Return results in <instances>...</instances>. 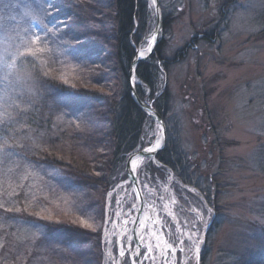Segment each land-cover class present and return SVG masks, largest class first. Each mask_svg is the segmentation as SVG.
<instances>
[{"label":"rangeland","instance_id":"obj_1","mask_svg":"<svg viewBox=\"0 0 264 264\" xmlns=\"http://www.w3.org/2000/svg\"><path fill=\"white\" fill-rule=\"evenodd\" d=\"M148 1L150 28L143 40L134 44L136 50H146L145 41L151 40L157 24L152 0ZM160 6L163 30L155 49L161 43V56L170 62L163 72L169 100L160 113L167 141L172 140L182 166L174 173L157 157L152 158L154 163L144 158L137 165L140 189L148 200L145 209L149 212L148 207H153L165 238L177 249L175 254L155 251L159 259L154 264H244L263 258L264 0H160ZM47 7L44 9L41 0H0V54L5 48L24 53L18 56L8 83L0 66V124L11 123L9 131L15 129L11 133L15 142L26 144L28 152L41 158L49 147V138L42 133L33 135L32 129L22 135L18 132L22 128L16 110L26 105L24 97L28 99L26 108L35 106L37 100L43 102L40 92L45 91L48 79L69 85L78 82L118 96L124 85L123 78L118 82L94 81L92 73L97 66L86 64L79 55L62 32L66 25L56 26L57 20L49 26L47 15L56 14V10ZM74 119L84 124L89 116L84 113ZM158 125L148 115L145 144L133 152L149 146L146 140L160 136ZM6 144L10 149L8 136L0 140V204L54 224L79 223L90 231L99 228L102 264H117L116 236L121 228L125 230L124 219L129 222L131 214L139 212L135 206L139 202L137 190L126 166L133 152L124 155L113 170L103 193L104 214L99 222L83 211L87 188L82 187L81 180L71 176L73 189L60 190L57 166L24 158L20 151L8 150ZM92 172L98 175L102 170ZM20 195L22 204L18 203ZM117 201L121 203L117 205ZM30 221L13 222L9 236L15 253H2L0 264H60L57 254L50 252L62 250L58 232ZM193 222L200 229L196 233L198 252L189 251L192 245L187 236L193 233ZM9 223L11 219L7 220L5 214L0 227L9 228ZM111 225L108 240L107 228ZM149 230L148 226L146 234L150 237ZM47 232L57 237V243L48 238ZM127 237H123L125 242ZM126 262L132 264L129 257Z\"/></svg>","mask_w":264,"mask_h":264},{"label":"trees","instance_id":"obj_2","mask_svg":"<svg viewBox=\"0 0 264 264\" xmlns=\"http://www.w3.org/2000/svg\"><path fill=\"white\" fill-rule=\"evenodd\" d=\"M41 2L44 9L48 6L47 9L56 10V14L47 15L49 26L57 20L60 23L58 22L56 26L66 25L62 32L75 45L79 55L86 64L97 66L96 72L92 73L94 81L118 82L123 78V89L118 96L114 92L89 89L78 82L69 85L57 82L56 79H48L45 91L40 92L45 104L40 99L35 102V106L26 108L28 99L24 97L26 105L16 110L21 118L19 124L22 129L18 131L19 135L31 129L33 135L45 134L49 138V147L44 150L47 155L45 154L44 158L38 157L26 150L28 148L26 144L16 143L11 135L15 129L9 131L13 127L9 122L0 124V140L8 136L12 144L11 152L20 151L24 158L44 165L57 166L56 182L60 190L73 189L71 176L81 180L82 187L87 188L83 192L86 199L83 211L100 222L104 214L103 193L111 182L115 166H118V161L124 155L145 144L143 136L148 114L134 100L129 89L128 75L136 55L134 44H139L149 32L151 23L148 17L149 1L54 0L53 3H48L47 0H41ZM62 19L64 21H61ZM161 47L160 43L153 55L138 64L136 88L141 99L151 102L162 113L169 100L163 72L168 70L170 62L161 56ZM84 113L88 114L89 120L79 124L74 118ZM55 117L59 121L56 122ZM175 149L172 140H168L165 147L156 155L162 166L174 173L182 166V158L178 156V151L174 152ZM96 168H100L102 173L95 175L92 169ZM64 172L67 174H63ZM84 183H87V186ZM18 199V203L22 204L24 198L20 195ZM5 214L7 220L8 217L11 219L9 223L11 226L6 229L0 227V255L15 253L10 247L9 236L13 222L17 225L18 219L30 218V222L53 227L58 232L60 239L58 245H62V250L55 248L50 252L57 254V262L60 260V264H102L99 228L90 231L79 223L54 224L33 216H24L22 212L16 210L10 211L7 206L0 204V219L5 217ZM46 235L57 243V237L48 232ZM244 264H264V257Z\"/></svg>","mask_w":264,"mask_h":264},{"label":"snow or ice","instance_id":"obj_3","mask_svg":"<svg viewBox=\"0 0 264 264\" xmlns=\"http://www.w3.org/2000/svg\"><path fill=\"white\" fill-rule=\"evenodd\" d=\"M48 3H53L54 0H47ZM37 39H39V37H37ZM145 43H147V48L146 51L148 53H151L153 51V48L156 44V36L153 35L151 37V40H147L145 41ZM24 53H20V52H10L8 48H5L3 53L0 54V66H2L5 69V76H4V80L6 83H8V76L11 74V71L13 69L16 68V60L18 58V56H23ZM137 55L141 58L144 59L145 57V51H138ZM133 83H135L134 80H132ZM146 107H149V105L146 104ZM158 129L160 132L163 131L162 126L158 125ZM146 143H148L150 146L149 147H144L142 149H138V153L139 155L136 158H133L129 161V175L132 176L135 179H138L137 177V169H136V159L141 158V157H147V161L149 163H154V161L152 160L153 156H155L156 154H158L159 149L161 148V139L159 134L155 135L154 139H149L146 140ZM141 172L143 173V169H141ZM145 175V179H147V174L144 173ZM135 179L133 180V183H135ZM109 195L111 196L112 194L109 193ZM136 196H139L140 193L136 192L135 193ZM120 202L117 201V205ZM115 206L113 207V215H115ZM197 216L200 217V219L202 220L203 217L200 216L199 213H196ZM125 223L127 224L128 221H125ZM157 224L159 223V221L156 222ZM191 228L193 229V233L187 236V239L191 242L192 248L189 249V251H191L192 249H195L197 252L199 250L198 246H199V239L196 237V233H198L200 231V229H198L196 227V223L193 222L191 224ZM155 235V234H154ZM141 244L144 247V253L142 255L141 253V244L136 245L135 248H133L132 242L128 241V248H127V252L129 257L132 260V264H137V262H139V264H143L144 260H153L155 259L154 256V247L152 244H144V241L146 239V237L141 236L139 237ZM180 243H183V241H179ZM160 249V244H159V236H157V243L155 244V250H159ZM125 247L123 244L120 245L119 247V256L121 258L125 257ZM177 249L173 248L171 244H168L166 249H164L165 252H169L172 254H175ZM180 251L183 252V249H180ZM164 260L166 261L168 259V257L165 255ZM127 264V262H126Z\"/></svg>","mask_w":264,"mask_h":264},{"label":"water","instance_id":"obj_4","mask_svg":"<svg viewBox=\"0 0 264 264\" xmlns=\"http://www.w3.org/2000/svg\"><path fill=\"white\" fill-rule=\"evenodd\" d=\"M152 3H153V7H154V11H155V15H156V20H157V24H156V27L153 31V35L156 36V44L158 43L159 41V36L161 35V32L163 30V17H162V11H161V6H160V0H152ZM156 44L153 48V51L151 53H148V52H145V57L144 59H141L137 53L138 51L140 50H136V55L135 57L133 58L132 60V63H131V67H130V70H129V89H130V92L134 98V100L137 102V104L149 115L151 116L152 118H154L156 120V122L159 124V126H162L163 128V131L161 132L160 136H161V148L159 149V152L165 147L166 145V141H167V130H166V125H165V122H164V119H163V116L161 115V113L153 106L152 103H149L143 99H141V97L139 96L138 92H137V88H136V68L138 66V64L143 61V60H146L148 59L152 53H154L155 51V47H156ZM132 80L135 81V83L132 82ZM146 104L149 105V107H146ZM150 146V145H149ZM147 146V147H149ZM158 152V153H159ZM139 155L138 151H135L133 152L132 154H130V156L127 158V162H126V166H127V171H128V175H129V168H130V165H129V161L133 158H136L137 156ZM157 155V154H156ZM153 156L154 157H156ZM144 158H147V157H141V160L144 159ZM137 160V159H136ZM137 166V165H136ZM130 179L133 180L135 178H133L132 176H130ZM137 192L140 193V195L138 196V199L141 201H143L144 197H143V194L141 192V189H140V185H139V181L138 179H135V183H133ZM143 205H142V209L143 210ZM141 210L139 211V215L141 213ZM135 241L137 244H140V242L138 241V239L135 237Z\"/></svg>","mask_w":264,"mask_h":264},{"label":"bare ground","instance_id":"obj_5","mask_svg":"<svg viewBox=\"0 0 264 264\" xmlns=\"http://www.w3.org/2000/svg\"><path fill=\"white\" fill-rule=\"evenodd\" d=\"M140 51H144V50H140ZM145 52H147L146 50H145ZM160 139H161V136H160ZM142 160H141V158H138L137 160H136V165H138L140 162H141ZM136 169H137V166H136ZM147 199H146V196H144V199H143V201H141L140 202V200H139V202L138 203H136V209H138L139 211L142 209V205H143V207H145V205L147 204ZM120 203H121V201H120ZM141 212H142V210H141ZM122 213V209H119V211H118V215H120ZM127 214V213H126ZM140 214H142V213H140ZM156 216V215H155ZM140 218H141V216H140ZM149 219V218H148ZM148 219H146V217L144 216L143 218H142V226L140 227V224H138V226H137V223H133V225H132V233L134 232V230H135V236L136 237H140L141 235H142V231H144L145 230V227L147 226V224L148 223H146L147 222V220ZM156 220L157 221H159V219L158 218H156ZM149 222H150V219H149ZM151 223V222H150ZM113 224V223H112ZM160 224H162L160 221H159V224L157 225L158 226V229H154V226H153V224L151 223V226H150V228H151V237L156 241L157 240V236H159V238H162V240H163V242H164V245L165 246H163L164 247V249H166V247H167V245L169 244L168 242H166V239L164 238V236H163V232H162V230H161V225ZM112 227H113V225H111V226H109V228H107V238H108V240L110 239V236H111V230H112ZM125 233L127 232V230H125L124 231ZM155 234V235H154ZM161 240V239H160ZM138 241H140L139 239H138ZM129 257V256H128ZM117 264H119V263H117ZM166 264V263H165Z\"/></svg>","mask_w":264,"mask_h":264}]
</instances>
